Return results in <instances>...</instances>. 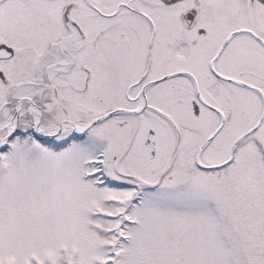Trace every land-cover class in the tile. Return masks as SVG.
Instances as JSON below:
<instances>
[{
	"label": "snow or ice",
	"instance_id": "obj_1",
	"mask_svg": "<svg viewBox=\"0 0 264 264\" xmlns=\"http://www.w3.org/2000/svg\"><path fill=\"white\" fill-rule=\"evenodd\" d=\"M0 264H264V0H0Z\"/></svg>",
	"mask_w": 264,
	"mask_h": 264
}]
</instances>
